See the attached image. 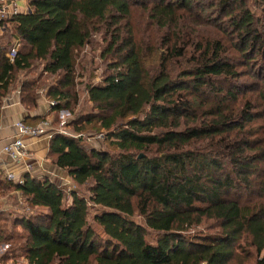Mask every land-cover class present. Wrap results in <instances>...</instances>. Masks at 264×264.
Instances as JSON below:
<instances>
[{
	"label": "trees",
	"instance_id": "obj_1",
	"mask_svg": "<svg viewBox=\"0 0 264 264\" xmlns=\"http://www.w3.org/2000/svg\"><path fill=\"white\" fill-rule=\"evenodd\" d=\"M28 3L0 21V116L16 90L28 111L44 90L56 125L71 114L78 57L96 36L107 72L85 86L94 112L70 124L80 136L49 139L51 165L87 196L73 190L68 201L47 177L0 175V197L19 192L29 211L10 226L0 213V264H246L241 241L264 264V2ZM134 6L150 30L130 23ZM87 130L105 150L82 145ZM88 203L101 209L104 239L87 223Z\"/></svg>",
	"mask_w": 264,
	"mask_h": 264
},
{
	"label": "rangeland",
	"instance_id": "obj_2",
	"mask_svg": "<svg viewBox=\"0 0 264 264\" xmlns=\"http://www.w3.org/2000/svg\"><path fill=\"white\" fill-rule=\"evenodd\" d=\"M264 2V0H261ZM255 10H257L256 7H254ZM130 23H132L133 26L139 27V29H149V20H147V11L143 10L140 6H134L132 9V13L130 15ZM154 36V35H153ZM105 41L101 39L100 36H96L93 38L91 43L85 47L80 57H78V67L77 72L81 75V77L77 78V84L75 87L76 94H77V103L74 107V111L69 114H64L67 118V132H70L74 136H78L79 134L74 133L73 127L70 125L72 121L78 116H86L88 114L93 113V106L88 100L87 92L85 89V86L87 84H97L100 82V80L104 77L105 73L107 72L106 69V63L105 61L100 57L102 52L104 51L105 47ZM40 69V65H38L33 71H37L35 73L26 74L24 76V80L26 79H33L38 74V71ZM31 71V72H33ZM39 93L43 94L44 90H40ZM44 96V95H43ZM65 113V110H63ZM54 117L52 120H55ZM58 124H52V129H57ZM52 130L51 132H55ZM82 145L86 149H97V150H105L106 144L103 142L104 138H98V134L95 133L93 130H87L86 132L82 133ZM53 180L58 185V187L62 190L64 196L69 201L70 192L75 191L78 195H85L87 196V191L85 187L77 186L71 179H66L65 173H59L57 176L53 177ZM12 193V194H11ZM5 200L0 201V209L4 210L1 211L2 217L6 218V221L8 225L12 222V220L15 217H21L24 214H28V210L25 206L23 197L20 196V194L13 193V190H9L6 192L4 198ZM88 217H87V223L95 230L99 231L98 225L94 221V216L96 214L101 213V209L98 207H95L91 203H88ZM137 222L141 223V220L139 218H135ZM10 226V225H9ZM11 229V228H8ZM201 229V228H200ZM146 230V239L148 241H154L156 237V233L149 230L148 228H145ZM101 231H99L100 233ZM100 237L102 239L105 238V235L101 232ZM2 253V252H0ZM238 253L244 257V255H250L248 256L246 260V264H255L256 259L261 258L262 255L257 256L253 250H251L247 245L244 244L243 241L239 243ZM247 253V254H245ZM22 260L18 259V263L22 264ZM17 263V264H18ZM4 264H15L12 260H7L4 262Z\"/></svg>",
	"mask_w": 264,
	"mask_h": 264
},
{
	"label": "crops",
	"instance_id": "obj_3",
	"mask_svg": "<svg viewBox=\"0 0 264 264\" xmlns=\"http://www.w3.org/2000/svg\"><path fill=\"white\" fill-rule=\"evenodd\" d=\"M14 2L17 4L19 13H26L29 11V0H0V4L3 3H10ZM37 71H33L30 73H35ZM29 74V73H28ZM37 108L32 111H28L19 101V94L18 91H13L4 101L3 106L1 109V116H0V175L1 178L4 179L5 174L7 172H13L17 175H22L23 170V163H13L6 158V156L2 153L1 147L8 141L13 138L14 135V128L13 122L19 119L24 120L28 117H45L49 119H53L55 117V113L50 111V106L48 101L45 99L43 94L39 93L37 97ZM67 113V111L65 112ZM28 143V150L31 154L33 169L31 173H29L32 177L35 178H43L47 177L51 181L53 180L54 176L61 173L59 169L55 166L51 165V160L48 155L49 151V138L46 136H41L36 139H29ZM64 173V172H62ZM28 174V173H27ZM24 175V174H23ZM22 175V176H23ZM66 179H71L69 176L66 175ZM13 193L20 194L19 192L13 191ZM12 194V193H11ZM5 195L0 197V201H3ZM21 196V195H20ZM70 198V197H69ZM3 212L4 210L0 209ZM99 231L101 229L100 226ZM99 231H96L98 234Z\"/></svg>",
	"mask_w": 264,
	"mask_h": 264
},
{
	"label": "built area",
	"instance_id": "obj_4",
	"mask_svg": "<svg viewBox=\"0 0 264 264\" xmlns=\"http://www.w3.org/2000/svg\"><path fill=\"white\" fill-rule=\"evenodd\" d=\"M19 13V9L16 3H3L0 4V21L8 20L12 15ZM17 42L11 47V49L6 53V56L12 61L15 58L16 51H17ZM19 94V92H18ZM49 106H53L55 103L53 101H48ZM64 111L59 112L58 116V126L57 129H52V121L49 118L41 120L36 124H27L22 119L16 120L13 122L14 128V135L13 138L6 142L2 147L1 151L6 156L8 160L13 163H23V172L22 175L25 173H31L33 169V161L31 158V154L28 150V143L29 139H36L41 136H46L50 139L51 135L54 130L57 133L63 135H72L70 132H67V118L66 114L63 113ZM66 112V111H65ZM65 114V115H64ZM80 136V134L78 135ZM98 138H102V134H98ZM17 175L13 172H7L5 174V179L12 182L22 183L23 176ZM7 247V244L0 243V252L4 251Z\"/></svg>",
	"mask_w": 264,
	"mask_h": 264
},
{
	"label": "water",
	"instance_id": "obj_5",
	"mask_svg": "<svg viewBox=\"0 0 264 264\" xmlns=\"http://www.w3.org/2000/svg\"><path fill=\"white\" fill-rule=\"evenodd\" d=\"M29 11H30V9H29Z\"/></svg>",
	"mask_w": 264,
	"mask_h": 264
}]
</instances>
